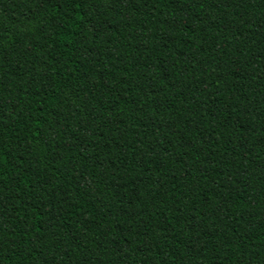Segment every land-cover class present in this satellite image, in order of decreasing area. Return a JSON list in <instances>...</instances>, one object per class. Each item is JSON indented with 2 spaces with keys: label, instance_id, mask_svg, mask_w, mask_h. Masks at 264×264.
Instances as JSON below:
<instances>
[{
  "label": "trees",
  "instance_id": "1",
  "mask_svg": "<svg viewBox=\"0 0 264 264\" xmlns=\"http://www.w3.org/2000/svg\"><path fill=\"white\" fill-rule=\"evenodd\" d=\"M0 264H264V0H0Z\"/></svg>",
  "mask_w": 264,
  "mask_h": 264
}]
</instances>
